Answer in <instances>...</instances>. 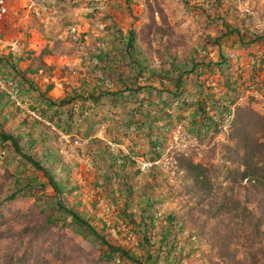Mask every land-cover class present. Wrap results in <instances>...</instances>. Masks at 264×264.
<instances>
[{
	"label": "rangeland",
	"instance_id": "374dc122",
	"mask_svg": "<svg viewBox=\"0 0 264 264\" xmlns=\"http://www.w3.org/2000/svg\"><path fill=\"white\" fill-rule=\"evenodd\" d=\"M2 1L5 12L0 22V56L10 57L16 68L24 74L25 78H28L31 87L29 88V85L26 86L18 80V74L13 75L12 72L7 74L9 79L5 78V80L16 85L19 102L16 107L20 111L17 116L9 120V123L15 129L19 121L25 120L27 124V121L34 120L38 124L35 126L36 132H33V135H42L43 130L46 135L53 133L52 137L58 156L57 158L54 156V167L58 170L54 175L55 180L59 178L62 180L68 176L67 179L71 183L76 182L80 187V193L82 189V194H86L92 201H97L96 205L103 221L117 222L111 206L101 201V195L94 194L97 188L91 183L92 176L94 172L102 169L103 161L99 158L100 160L96 161L97 170L93 168L89 155L94 153L90 152L87 141L93 137L106 140L104 135L108 120L116 121L124 116L119 108H115L116 106L109 109L108 102L113 99V96L104 94V90L115 91L120 84L111 78L112 65L105 60V48L113 43L115 45L116 35H113L115 34L111 32L113 28L109 26L113 21L122 31L128 28L135 31V44L140 53L138 55L140 66L145 70L135 80V83H145L144 79L149 78L148 82L152 85L141 88L135 96L138 100L147 103V105H144L145 103L141 105L143 111L139 116H142L144 112L151 116L154 112L166 118L165 124L164 120L154 122L156 134L151 137V142L158 144L154 150L157 151L159 157L151 162L145 160L144 157L132 158L141 171H147V168L155 166L161 172L157 175L156 182L159 185L154 186V191L156 196L159 194L157 199L163 198V202L155 203L154 219H158L163 212H174L179 215L182 211L180 207L182 202H178L177 196L168 194L171 190L173 193L180 191L182 175L180 170L175 169L177 158L180 156L189 158L192 163L213 165L219 172H222V166L234 168L237 165V161L232 162L235 158L233 152L228 151L226 147L231 145L229 141L230 122L235 107L248 105L256 112H264V41L248 47L245 55L239 48L241 46L237 45L234 33L223 39L219 38L220 23L214 24L213 18L205 17L213 16L217 12H222L224 15L228 10L230 0H219L220 6L216 11H211L210 0H60L59 10L57 9L56 13H36L28 7L30 0ZM234 1L237 12L235 22L245 18L243 32L247 31L251 35L261 36L264 40V20L262 18L264 0ZM69 11L72 13V20L69 19V15L66 17ZM149 12L152 13L151 18L154 19L155 26H158L157 30L153 31L149 28L151 21L148 16ZM70 26L75 28L73 36H76L77 40L80 36L81 50L77 49L76 44L70 39L71 35L68 33ZM214 39H220V44H215ZM108 40L112 42L109 43ZM32 46L49 48L50 56L41 54L42 66L34 62L33 66L26 70L25 67L31 57L24 61L19 57L26 53L27 49L32 50ZM219 53L231 57V67H228V63L217 65ZM254 57L262 61L257 68L254 67L252 73V67L256 65L251 63ZM200 61H203L205 66L197 64L195 78L188 73H186L188 75L181 74V90L185 95L183 100L180 99L181 97L172 99L163 92L174 81L173 77L176 74H180L181 71L185 72L191 64ZM1 63L6 64V60ZM202 67H205L204 71H201ZM3 68L4 65H0V72ZM119 71L115 66L113 75L123 79L120 75L123 76L126 72L135 75L136 68L122 64ZM152 72L155 75H152ZM158 73L160 76H156ZM252 74L255 77L254 81L248 84L246 77ZM224 81L235 88L227 87ZM123 84L128 87L131 82L125 80ZM201 84L208 87V90L201 88ZM191 89H193L192 92ZM74 90L78 93L85 91V95L91 92L93 96L99 92L103 96L98 98L96 104L89 100L84 102L81 116L76 114L78 117L75 115L72 118L63 112L65 109L62 108L63 106L56 109L48 102L40 104V99L44 97L54 102L65 99ZM43 92H45L44 97H38L37 93ZM122 96L123 94L119 95V97ZM207 96L216 99L218 112H221L222 116L221 121L218 122L220 126L216 131L213 129L202 134L197 125L201 117L195 112V105H198V102L206 103ZM132 99H128L127 110L133 106L130 102ZM80 102L77 99L72 106L66 108L71 111L75 109L81 111ZM121 102L123 103V100ZM204 109L211 116L216 113L210 107L205 106ZM92 110L96 112L97 117L90 116ZM47 115L51 117L52 122L46 118ZM102 116L108 120L103 119ZM88 117L94 122V129H79ZM95 118H99L98 122ZM168 118L170 122L166 123ZM54 122L72 123L73 128L68 134H63ZM131 127L135 129L134 125ZM176 127H179L182 133L197 140L195 149H188L186 155L170 148L171 132L175 131ZM132 128L129 132L133 131ZM134 133L135 130L128 133L126 139ZM150 135L147 132L145 136L150 138ZM126 139L123 143L117 144V148L122 152L128 151L125 148L128 144ZM24 143V140L19 142L20 145ZM111 145L114 146L109 143L110 147ZM143 147H146V144ZM40 150L41 148L37 145L30 149L29 153L38 155ZM149 163L150 166H148ZM4 170L10 173L8 180L11 177L18 180L10 192L15 196L10 198L8 195L11 194H8L0 202V264H124L114 260L107 263L100 262L99 252L92 247L86 234L75 226L66 225L62 226V229L50 227L45 234L37 233L33 238L22 235L19 218L26 216L34 199L24 194L21 182L28 180L35 190L42 194L43 190L38 188V184L43 179L41 180L40 173H33L29 166L19 162L16 156L7 151L0 153V175ZM221 174L223 176L218 174L215 183H220L224 187L226 179L222 180L224 174ZM149 179L150 176L147 175L146 180L149 181ZM88 184L90 191H86ZM243 184L244 182L240 183V185ZM7 187V184L1 187L0 200L4 197ZM233 195L232 193V199L239 201L236 212L244 214L245 217L240 219L247 220V215L254 213L256 206L250 201ZM210 225H213V222H210ZM258 230L262 232L260 235L251 231V239L254 242L252 252L264 248V241L259 242L264 238L262 235L264 224H260ZM156 231L155 229L151 231L152 238L155 241H161L162 235ZM127 238L131 244L136 240L131 234ZM175 242V248L180 250L182 256L181 264H228L226 257L220 258L216 248H212L205 237L199 236L196 230L188 226L176 232ZM234 242L229 248L231 252L235 247L236 242ZM236 249V259L243 258L247 249ZM173 252L178 253L177 250ZM20 255L24 258L22 263L19 262Z\"/></svg>",
	"mask_w": 264,
	"mask_h": 264
},
{
	"label": "trees",
	"instance_id": "16d2710c",
	"mask_svg": "<svg viewBox=\"0 0 264 264\" xmlns=\"http://www.w3.org/2000/svg\"><path fill=\"white\" fill-rule=\"evenodd\" d=\"M209 2L212 4L211 11H216L220 6L219 0H210ZM55 4L59 10L60 0H56ZM235 4L234 0H230L228 10H225L224 15L222 12H217L215 15L206 16L205 18H213L214 24L220 23V39L234 33L237 45L241 46L239 48L246 55L245 52L248 47L264 40L261 39V36L247 33L246 30V32H243L246 19H239L238 22H235L237 14ZM159 14L162 15L161 11H159ZM148 16L151 20L149 28L153 31L157 30L158 26H155L154 19L151 18L152 13L149 12ZM262 18L264 20V11ZM109 26L113 28L111 32H114L113 35H116V37L115 45L113 43L105 48V60L112 65L111 78L120 84L115 91L104 90V94L113 96V99L108 102L109 109L116 106L115 108H119L124 116L116 121L108 120V118L102 116L103 119L108 120V127H106L104 135L106 140L93 137L88 139L87 144L88 148L91 149L90 152L93 151L94 153L89 155L93 168L97 170L96 161L100 160L99 158L103 161L101 163L102 169L94 172L92 176L91 183L97 188L94 194L101 195V201L107 202L111 206L114 217L119 223L103 221L100 215L101 212L96 205L97 201H92L86 194H82V189L80 193V187L76 182L71 183L67 179L68 176L62 180L60 178L55 180L54 175L58 170L54 167V156L56 158L58 156L56 154V144H54L52 137L53 133H51L52 135H46L45 130H43L42 135H36L37 137L33 135V132H36L35 126L38 124L34 120L27 121V124L25 120L19 121L17 127L12 128L9 120L17 116L20 111L18 107L13 105L9 96L4 91H0V153L7 151L16 156L19 162L29 166L33 173H40V178L43 179L38 184V188L43 190L42 194H39L28 180L21 182L24 194L34 199V201L31 202L32 205L26 216H20L19 218L22 225L20 233L28 238H33L37 233L45 234L50 227L62 229V226L66 225L75 226L86 234L92 247L99 252L98 260L100 262L107 263L114 260L117 263L123 262L124 264H181L180 250L175 248V234L184 226H188L196 230L199 236L205 237L212 248H216L218 255L221 256L220 258L226 257L228 264H264V248L252 252L254 242L251 239V231L260 235L262 232H259L258 226L264 224V112H256L248 105L235 107L230 122L229 141L231 145L226 146L228 151L231 150L235 156L232 162L237 161L234 168L222 166V172H219L213 165L205 166L200 162L192 163L189 158L181 156L177 158L175 169L176 171L180 170L182 175L180 191L173 193L171 190L172 193L168 191V194L177 196L178 202H182L180 203L182 211L179 215L174 212H163L158 219H154L155 203L163 202V198L157 199L159 194L156 196L154 191V186L159 185L156 182L157 175H160L161 172L155 166L147 168V171H141L139 165L132 158L135 156L144 157L145 160L151 162L159 157L157 151L154 150L157 142H151V137L156 134L154 122L164 120L165 124L166 118L160 117L159 113L154 112L151 116L145 112L142 116H139L140 112L143 111L141 105L143 103L147 105V103L138 100L135 96L141 88L151 87L152 85L148 82L149 78L144 79L145 83H135V80L145 71L140 66L141 63L138 58L140 53L135 44V31L132 28L122 31L114 21ZM72 38L71 35L70 39L72 40ZM79 39L80 36L78 38L80 45ZM220 39H214L213 41L218 45ZM41 54H47L49 57V48L32 46V50L27 49L26 53L19 58L24 61L31 57L25 67L27 70L33 66L34 62H38L42 66ZM3 60H6V64L1 63ZM261 61L262 59L252 58L251 63L256 64L252 67V73L254 67L257 68ZM225 63H228V67H231V57L219 53L217 65L221 66ZM122 64L134 66L136 68L135 75L126 72L123 76L120 75L123 79L114 76L113 68L117 66L119 71ZM197 64L205 66L203 61L191 64L185 72L181 71L180 74H176L173 77L174 81L163 92L167 93L172 99L181 97L180 99L183 100L185 95L181 90V76L190 74L195 78ZM0 65H4L3 70L0 72V78L9 79L7 74L12 72L13 75L18 74V80L31 88L28 78H25L24 74L16 68L10 57L5 58L1 55ZM204 70L205 67H202L201 71ZM162 71L165 73L164 69ZM33 72L35 71L33 70ZM151 74L155 75L153 72ZM156 76H160V74L158 73ZM225 77L227 76L225 75ZM254 78L253 74L247 76V83L253 82ZM125 80L131 82L128 87L123 84ZM224 84L232 89L235 88L225 81ZM202 87L208 90V87L203 84H201ZM192 91L193 89H191ZM85 93V91L78 93L74 90L65 99L54 102L43 96L45 92L37 94L38 97H44L40 99V104L48 102L49 105H54L56 109L63 106L62 108H65L63 112L69 118H72L76 114L81 116L84 110V102L89 100L96 104L98 98L103 96L99 92L96 96H93L91 92L86 95ZM120 94H123V96L119 97ZM129 98H133L130 101L133 106L127 110ZM77 99L81 101V111H76V109L71 111L66 108L72 106ZM205 106L216 111L212 114L213 117L205 111ZM195 107V112L201 117L197 124L199 125V131L202 134H206L213 129L216 131L220 126L218 122L221 121L222 116L221 112H218L216 99L207 96L206 103L198 102ZM94 115L97 117L96 112L92 110L90 116ZM46 118L51 121L49 115ZM98 119L95 118L96 122H98ZM167 122H170L169 118L166 120ZM54 124L62 130L63 134H68L73 128L72 123L54 122ZM133 125L135 129L131 127ZM94 126V122L88 117L79 129L90 130L94 129ZM131 128L133 129L132 132L135 130V133L132 136L130 135L129 139H126L128 133H132L129 132ZM147 132L148 135L151 134L150 138L145 136ZM125 139L128 143L125 148L128 151L122 152L117 148V144L123 143ZM23 140L25 143L20 145L19 142ZM109 143L114 144L115 147L113 145L110 147ZM144 144H146V147H143ZM37 145L41 148L38 155L29 153L30 149L35 148ZM134 148H137L136 151H134ZM46 165L48 166L46 167ZM221 173L224 174L222 180L225 181L226 179L224 187L220 183H215L218 174L222 175ZM147 175L150 176L149 181L146 180ZM8 176L10 177V173L7 170H4L3 174L0 175V190L5 184L8 186L0 202L8 194H11L10 192L18 180L15 177L8 180ZM241 182H244V184L240 185ZM88 190L90 191L89 184L86 186V191ZM232 193L233 196L241 197L256 206V211L251 212V215H247V220L240 219L245 217L244 214L236 212L239 201L232 199ZM13 195L12 193L8 196L12 198ZM105 207L107 208L106 204ZM210 222H213V225H210ZM153 229L157 230L156 232L159 235H162L161 241H155L152 238L151 231ZM129 234L136 238L133 244L128 241L127 236ZM262 235L264 237V233ZM263 241L264 238L259 240L260 243ZM232 242L235 243L236 248L247 249L243 258L236 259L237 249L235 247L232 252L229 251ZM176 250L178 253L173 252ZM22 261H24L23 255H20L19 262L22 263Z\"/></svg>",
	"mask_w": 264,
	"mask_h": 264
},
{
	"label": "built area",
	"instance_id": "2783aa9c",
	"mask_svg": "<svg viewBox=\"0 0 264 264\" xmlns=\"http://www.w3.org/2000/svg\"><path fill=\"white\" fill-rule=\"evenodd\" d=\"M56 0H30L29 2V9H33L36 13L39 12H51L56 13L57 6L55 4ZM4 2L0 0V22L4 18ZM68 33L70 35L75 34V28L70 26L68 28ZM73 42L76 44L77 49L81 50V46L78 43L77 37L73 36L72 38ZM0 90L4 91L9 98L13 101L15 106L19 105V102L17 100V88L16 85L12 84L11 82L5 80L4 78H0ZM187 102V100H185ZM179 127H176V130L171 132L169 145L170 148H173L179 152H181L183 155H186V152L188 149L193 150L194 147L197 145V140L194 137H189L188 135L182 133L179 131ZM150 166V163L148 164ZM146 167V165H144Z\"/></svg>",
	"mask_w": 264,
	"mask_h": 264
},
{
	"label": "crops",
	"instance_id": "0c3cea01",
	"mask_svg": "<svg viewBox=\"0 0 264 264\" xmlns=\"http://www.w3.org/2000/svg\"><path fill=\"white\" fill-rule=\"evenodd\" d=\"M58 1V0H57ZM20 6V5H19ZM75 10V9H74ZM74 10H72V12L74 11ZM69 15V19H71L72 20V18H71V15H72V13H71V11H69L68 13H66V17ZM66 20H67V18H66Z\"/></svg>",
	"mask_w": 264,
	"mask_h": 264
}]
</instances>
